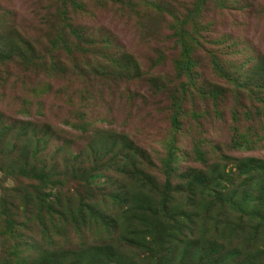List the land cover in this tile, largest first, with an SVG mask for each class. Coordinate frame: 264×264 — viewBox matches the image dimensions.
Wrapping results in <instances>:
<instances>
[{
	"label": "rangeland",
	"instance_id": "1",
	"mask_svg": "<svg viewBox=\"0 0 264 264\" xmlns=\"http://www.w3.org/2000/svg\"><path fill=\"white\" fill-rule=\"evenodd\" d=\"M187 60L191 74L181 68ZM53 61L61 73L50 70ZM97 65L105 68L97 72ZM82 120L85 129L74 127ZM241 132L247 148L233 145ZM122 133L152 156L161 190L160 165L173 150V207L184 210L191 201L189 185L182 191L178 184L181 174L199 171L225 177L219 189L248 209L251 193L264 189V167L240 176L236 166L245 157L264 160V0H0V256L9 251L2 218L10 213L27 242L24 251L34 255L77 248L84 235L109 236L81 232L66 211L92 190L103 211L115 215V200L105 192L132 181L118 168L95 175L89 168L97 148L111 149L112 137ZM39 141L41 152L28 158L35 168L56 170L48 182L19 174L22 154L16 159L18 150L10 149L12 143L36 148ZM71 162L82 171L76 180L65 174ZM201 214L188 234L192 243L205 233ZM248 238L240 234L233 243ZM118 243L130 250L120 236Z\"/></svg>",
	"mask_w": 264,
	"mask_h": 264
},
{
	"label": "trees",
	"instance_id": "2",
	"mask_svg": "<svg viewBox=\"0 0 264 264\" xmlns=\"http://www.w3.org/2000/svg\"><path fill=\"white\" fill-rule=\"evenodd\" d=\"M64 47L67 49L66 45ZM33 63L46 65V61L35 60ZM56 64L58 61H53L50 70L55 71L56 69L58 73H61L62 70L55 67ZM190 64L191 62L187 60L181 65L185 74H191ZM75 67L79 66L75 64ZM97 67V72L105 68L102 65H97ZM216 70L222 72L224 68L217 66ZM209 92L212 95L215 94L212 90ZM180 115V112L174 114L176 129L181 123ZM84 121L82 120L81 124L73 123V125L82 129L86 125ZM6 129L10 130L7 127ZM3 134L1 130V135ZM244 135L245 133L241 132L240 137L233 140V145L247 148ZM112 139L114 145L111 149L97 148L96 159L93 166L89 168L95 173L89 172V174L95 175L96 171H104L109 167L110 169L118 168L122 177L126 176L132 181L130 185L120 184L118 191L105 192L106 197H113L115 200L114 207H117L115 215H108L103 211L92 190L87 193V199L80 197L79 208L77 207L74 211L70 207L73 212L66 211L71 215L69 218H72V223L81 232L90 233L92 231L94 236L105 232L109 236L103 235L102 238L96 240V238L90 239L88 235H84L77 248L45 249L34 255V253L24 251L22 244L27 242L22 239L23 235L13 216L15 213H10L2 218L7 229L3 235H5L9 251H3L0 256L1 264H225V262L226 264H264V200L262 198L264 189L256 195L251 193L253 202L247 209L235 198L234 193L227 195L219 189L221 183L226 180L225 177L216 178L219 175L212 177V174L203 175L199 171H195L191 176L183 172L181 175L186 180L181 178L183 182H178V184L182 186V191L183 187L189 185L186 190L189 191L191 201L187 208L180 210V207L171 205L173 199L171 184H173L175 174L173 166L175 160L171 158L174 155L173 150L169 151L160 165V170L165 173V187L161 190L156 182L159 176L152 173L158 168L152 156L146 155L144 149L139 148V145L126 134L114 135ZM249 139L253 141L252 138L249 137ZM1 141L3 142V138L0 143ZM41 142H38V146L35 145L36 148L27 144L21 149H17V144L12 143L10 149L14 150L11 153L18 150L20 155L18 154L16 159H20L22 154L21 161L13 163H18L17 172L19 174L41 182H48L51 181L49 179L51 175L52 177L55 175L56 170L53 169L52 174L45 169L43 164L39 166V169L35 168L34 163L28 158V156L37 157L41 152ZM115 149L116 154L109 157V152ZM78 160L79 158L76 159ZM74 164L71 162L69 169L65 167V174L70 177L69 180L72 178L76 180L79 172H82L75 171ZM262 167H264V160L251 157H245L236 166L240 171L238 172L240 176H246ZM111 185H114L113 180L106 182L104 186L110 187ZM7 193L9 192L2 196L4 207L9 201ZM194 193L195 195L198 193V196ZM158 194L160 197H157ZM67 199L69 205L74 204L69 202L72 197ZM201 211H203L206 223L205 233L192 243L187 240L188 234L194 233L197 222L202 220ZM61 214L68 217L65 213ZM63 221H65L64 218ZM47 229L48 226L43 224V231L47 232ZM210 229L213 230L211 234L208 233ZM244 233H247L250 239L248 238L244 244L242 242L233 243L235 236ZM226 235H228L227 238L223 239ZM119 236L120 240L129 244L130 250H123L120 247ZM183 237H185L184 246L177 247L172 244L173 242L179 244ZM165 243L169 245L166 247ZM247 247L253 248V251L257 248L258 252L247 253L244 250ZM156 255L158 258L155 260Z\"/></svg>",
	"mask_w": 264,
	"mask_h": 264
}]
</instances>
